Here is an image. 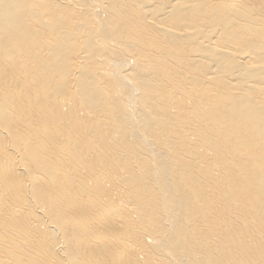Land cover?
Here are the masks:
<instances>
[{
    "label": "bare ground",
    "instance_id": "6f19581e",
    "mask_svg": "<svg viewBox=\"0 0 264 264\" xmlns=\"http://www.w3.org/2000/svg\"><path fill=\"white\" fill-rule=\"evenodd\" d=\"M0 264H264V0H0Z\"/></svg>",
    "mask_w": 264,
    "mask_h": 264
}]
</instances>
